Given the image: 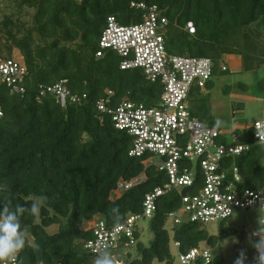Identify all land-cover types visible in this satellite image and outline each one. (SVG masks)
I'll use <instances>...</instances> for the list:
<instances>
[{"label": "trees", "instance_id": "1", "mask_svg": "<svg viewBox=\"0 0 264 264\" xmlns=\"http://www.w3.org/2000/svg\"><path fill=\"white\" fill-rule=\"evenodd\" d=\"M133 2L156 5L167 18L164 39L169 55L212 61L206 90L229 72L226 56L247 62L250 54L261 51L253 28L264 30V0H0L5 6L0 11V57L10 59L18 50L28 70L24 94L14 95L2 78L0 82V183H8L14 204L27 207L32 196L48 197L39 218H21L31 233L18 257L21 264H89L96 255L84 245L93 239L96 222L88 223L101 216L113 226L108 216L112 207H119L124 221L141 214L146 194L167 183L165 173L149 164L150 155L129 156L132 138L97 109L106 99L112 108L124 101L148 108L159 105L164 90L160 82H150L139 69H121L115 52L97 56L108 17L121 24L142 19L143 12L131 7ZM189 23L194 34L187 30ZM64 80L78 103L62 107L53 95L40 96L41 87ZM200 93L197 87L190 92L191 108L200 103ZM199 107L203 113L193 115L205 122L204 115L208 126L222 130L209 118L208 105ZM250 134L249 129V149L228 157L227 165L238 168L241 189L264 192V147ZM125 184L131 186L120 187ZM201 187L197 180L182 192L195 195ZM156 206L150 219L152 242L144 247L136 232L140 258L125 264H174L172 242L179 244V253H187L202 242L215 246L233 233L228 229L219 237L209 236L202 224L186 220L175 225L171 236L165 225L171 213L179 214V192L159 197ZM54 225L57 232L49 234L47 228ZM221 262V257H213V264Z\"/></svg>", "mask_w": 264, "mask_h": 264}, {"label": "built area", "instance_id": "2", "mask_svg": "<svg viewBox=\"0 0 264 264\" xmlns=\"http://www.w3.org/2000/svg\"><path fill=\"white\" fill-rule=\"evenodd\" d=\"M131 7L143 12L142 19L137 23L121 24L115 17H108L97 56L101 57L104 51L115 52L121 58V69H139L150 82H160L164 90L156 107L124 101L112 108L111 100L106 99L98 103L97 109L111 117L116 129L132 138L130 157L148 154L159 158L160 163L152 165L165 173L167 183L146 194L143 212L129 216L119 232L113 231V226L105 221L96 222L93 239L84 245L91 255L121 246H135L138 221L151 219L157 199L172 191L179 192L181 197L179 214L186 215V220L192 223L206 225L225 221L236 209L259 208L264 213V192L241 189L238 168L227 165L228 157L240 156L249 149L246 142L249 129L252 141L264 147V119L254 121L244 139L237 128L227 134L198 120L192 113L189 94L194 87L202 92L206 90L212 78V61L203 57L169 55L164 39L167 18L156 5L133 2ZM187 30L195 33L192 23L188 24ZM222 69L226 70L227 66L223 65ZM27 74L24 60L15 56L10 59L0 57V76L12 94L26 92L24 80ZM65 84L67 81L64 80L54 86L41 87L40 96L53 95L62 107L69 102L78 103V96L73 95ZM197 180L203 183L198 193L183 194V188L192 187ZM130 186L120 187L127 189ZM177 215L171 213L168 219L172 218L175 225H180L182 221ZM179 261L180 264H213V256L210 251L198 247L187 253L180 252ZM17 264L21 263L17 260Z\"/></svg>", "mask_w": 264, "mask_h": 264}, {"label": "rangeland", "instance_id": "3", "mask_svg": "<svg viewBox=\"0 0 264 264\" xmlns=\"http://www.w3.org/2000/svg\"><path fill=\"white\" fill-rule=\"evenodd\" d=\"M2 9H5V6L0 4V11ZM32 14L31 11L26 19L29 20ZM253 35L255 43L259 45L258 50L261 51L259 53L254 52L252 55L250 54V57H247V62L242 61L241 57L228 58L226 56L225 62L229 67V72L214 79L213 87L200 93L199 97L201 101L197 100L200 103L196 104L195 107L193 105L192 108V113L202 114L203 110L199 106L205 102L210 112L209 118L214 119L216 122L219 120L222 131L228 134L232 129L237 128L240 130L239 132L243 139L246 138L248 128L254 121L264 119V30L259 26H255L253 28ZM13 56L24 60L18 50L13 51ZM202 120H205L206 123L207 119L204 115H202ZM148 162L149 164H159L160 160L157 156H151ZM177 217L181 221H186L187 219L183 213L178 214ZM259 217L262 219L264 217V213L259 208L248 210L236 209L232 217L226 222H209L206 225H202L201 227L209 236L219 237L221 231L228 229L233 230V233L224 241L218 242L215 246L202 242L199 248L210 251L213 257H221L222 262L220 264H233L238 251L246 249L248 257L246 264H254L253 258L256 256V252L249 246L247 237L258 226L257 220ZM99 220H101V216L96 217L95 220L88 224L92 226ZM138 227L140 233L139 240L144 247H148L153 240L151 220L147 218L139 220ZM165 227L172 236L173 229L177 226H175L173 219L169 218ZM57 230L58 226L56 225L47 228L49 234H54ZM170 250L174 264H180L179 252L173 242L171 243ZM109 252L116 259L117 264H125L126 262L140 258V252L135 246H121L117 249L109 250ZM93 259L89 264H92ZM153 264L166 263L156 260Z\"/></svg>", "mask_w": 264, "mask_h": 264}, {"label": "clouds", "instance_id": "4", "mask_svg": "<svg viewBox=\"0 0 264 264\" xmlns=\"http://www.w3.org/2000/svg\"><path fill=\"white\" fill-rule=\"evenodd\" d=\"M221 122L218 120L217 125ZM29 206L13 203L8 183H0V264H17L18 257L28 245L31 233L27 226L22 225V217L39 218L42 205L47 202V196H32ZM108 216L112 220L113 231L119 232L124 226V216L119 207L108 209ZM257 227L252 230L247 242L256 252L254 264H264V219L257 220ZM246 249H240L233 264H246ZM92 264H117L112 253L100 251Z\"/></svg>", "mask_w": 264, "mask_h": 264}, {"label": "crops", "instance_id": "5", "mask_svg": "<svg viewBox=\"0 0 264 264\" xmlns=\"http://www.w3.org/2000/svg\"><path fill=\"white\" fill-rule=\"evenodd\" d=\"M228 58H239L237 56H228Z\"/></svg>", "mask_w": 264, "mask_h": 264}]
</instances>
